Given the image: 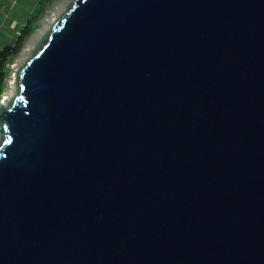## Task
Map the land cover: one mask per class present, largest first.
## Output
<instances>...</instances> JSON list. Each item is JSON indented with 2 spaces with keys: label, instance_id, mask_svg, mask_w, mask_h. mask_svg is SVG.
<instances>
[{
  "label": "water",
  "instance_id": "1",
  "mask_svg": "<svg viewBox=\"0 0 264 264\" xmlns=\"http://www.w3.org/2000/svg\"><path fill=\"white\" fill-rule=\"evenodd\" d=\"M0 104V264H264V0H75Z\"/></svg>",
  "mask_w": 264,
  "mask_h": 264
},
{
  "label": "rangeland",
  "instance_id": "2",
  "mask_svg": "<svg viewBox=\"0 0 264 264\" xmlns=\"http://www.w3.org/2000/svg\"><path fill=\"white\" fill-rule=\"evenodd\" d=\"M12 1L0 0V15L5 16V20L3 21L0 18V46L10 45L15 42V39L19 36L23 26L27 24L37 4V0H31L32 2L25 0V3L28 5L32 3L31 6L29 8H18L20 4L17 3L19 1L15 0V4ZM74 2L75 0H51L35 20V27L32 33L24 40L19 53L12 59H7L4 62V66L6 67L4 81L6 83L11 82V84L10 87L6 86L3 91L7 95V102L3 106L8 107L15 100L20 90L19 77L22 68L46 43L58 20L71 9ZM15 8H18L17 11L14 10ZM3 140V135L0 134V146Z\"/></svg>",
  "mask_w": 264,
  "mask_h": 264
},
{
  "label": "trees",
  "instance_id": "3",
  "mask_svg": "<svg viewBox=\"0 0 264 264\" xmlns=\"http://www.w3.org/2000/svg\"><path fill=\"white\" fill-rule=\"evenodd\" d=\"M51 0H37L36 7L29 17V20L25 26L21 29L19 36L15 39L13 44L0 48V67L1 75L4 77L6 74V67H4V62L7 59H12L15 55L19 53L21 50L24 40L32 33L34 29L35 20L40 16L43 12L44 7L50 2Z\"/></svg>",
  "mask_w": 264,
  "mask_h": 264
},
{
  "label": "built area",
  "instance_id": "4",
  "mask_svg": "<svg viewBox=\"0 0 264 264\" xmlns=\"http://www.w3.org/2000/svg\"><path fill=\"white\" fill-rule=\"evenodd\" d=\"M12 3L15 4V0L12 1ZM5 19V17L3 18V20ZM1 30V29H0ZM5 67V66H4ZM1 67H0V102H2L3 98H4V93L3 91L5 90L6 86L9 87V85L11 84V82H5L4 81V78L2 75H1ZM1 104V103H0Z\"/></svg>",
  "mask_w": 264,
  "mask_h": 264
},
{
  "label": "crops",
  "instance_id": "5",
  "mask_svg": "<svg viewBox=\"0 0 264 264\" xmlns=\"http://www.w3.org/2000/svg\"><path fill=\"white\" fill-rule=\"evenodd\" d=\"M7 1V0H6ZM19 1V3H17V4H20L19 6H18V8L19 7H22V8H29L30 6H31V4H27V3H25V0H18ZM29 2H32L31 0H28ZM11 3V2H10ZM12 6V5H11ZM18 8H15L14 10H16L17 11V9ZM18 13V12H17ZM5 16L4 15H0V18L2 19V18H4Z\"/></svg>",
  "mask_w": 264,
  "mask_h": 264
},
{
  "label": "bare ground",
  "instance_id": "6",
  "mask_svg": "<svg viewBox=\"0 0 264 264\" xmlns=\"http://www.w3.org/2000/svg\"><path fill=\"white\" fill-rule=\"evenodd\" d=\"M9 87H10V85H9ZM6 97H7V95L5 94V95H4V98H3V100H2V102H0L1 104H4V103L7 102V101H6Z\"/></svg>",
  "mask_w": 264,
  "mask_h": 264
},
{
  "label": "clouds",
  "instance_id": "7",
  "mask_svg": "<svg viewBox=\"0 0 264 264\" xmlns=\"http://www.w3.org/2000/svg\"><path fill=\"white\" fill-rule=\"evenodd\" d=\"M5 20V19H4ZM1 21H3V18L1 19ZM1 31V30H0ZM5 46H8V45H5ZM5 46H0V48L2 49L3 47ZM3 105V104H2Z\"/></svg>",
  "mask_w": 264,
  "mask_h": 264
}]
</instances>
